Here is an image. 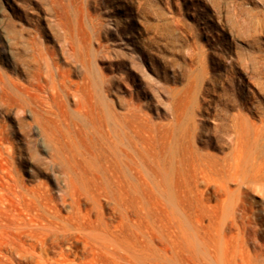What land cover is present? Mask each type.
Wrapping results in <instances>:
<instances>
[{"label":"rangeland","instance_id":"374dc122","mask_svg":"<svg viewBox=\"0 0 264 264\" xmlns=\"http://www.w3.org/2000/svg\"><path fill=\"white\" fill-rule=\"evenodd\" d=\"M262 170L264 0H0L1 264H264Z\"/></svg>","mask_w":264,"mask_h":264},{"label":"bare ground","instance_id":"6f19581e","mask_svg":"<svg viewBox=\"0 0 264 264\" xmlns=\"http://www.w3.org/2000/svg\"><path fill=\"white\" fill-rule=\"evenodd\" d=\"M46 66H47V67H46V69H47V68H48V63H47ZM49 68H50V67H49ZM51 70H52V69H51ZM48 71H49V70H48ZM48 74H49V73H48ZM50 75H51V73H50ZM52 79H53V76L51 75V80H52ZM52 81H53V80H52ZM50 84H51V83H50ZM54 84H55V83H54ZM51 86H52V85H51ZM52 90H56V89H55V85L52 86ZM52 90H51V91H52ZM53 92H55V91H53ZM55 94H56V93H55ZM54 96H56V95H54ZM80 107H81V106H80ZM80 107H79V108H80ZM79 110H80V109H79ZM80 111H81V110H80ZM240 152H241V151H240ZM242 153H244V152H242ZM236 154H237V153H236ZM236 154H233V155L236 156ZM244 154H245V153H244ZM241 155H242V154H241ZM245 155H246V154H245ZM242 156H243V155H242ZM248 156H250V155H248ZM252 156H253V154H252ZM232 157H234V156H232ZM253 157H254V156H253ZM242 158H243V157H242ZM251 158H252V157H251ZM251 158H250V159H251ZM233 159H235V162H234V163H235V167H234L235 172H234L233 175H235V178H236L237 175H239V170H238V168H239V164H240V159H241V157H240V156H236V157L233 158ZM253 160H254V159H253ZM241 161H242V160H241ZM230 163H231V162H230ZM228 165H229V164H228ZM231 165H232V164H231ZM233 165H234V164H233ZM243 165H244V164H242V166H243ZM242 166H240V168H242ZM244 167H245V166H244ZM224 168H225V167H224ZM230 168H231V167H230ZM246 168H247V167H245V170H246ZM255 168H256V167H255ZM262 168H263V167H262ZM231 169H232V168H231ZM234 169H232V170H234ZM249 169H251V168L249 167ZM249 169H248V170H249ZM252 169H253V168H252ZM259 169H261V168H258V170H259ZM226 170H227V168H225L224 171H226ZM254 170H255V169H253V171H254ZM227 171H228V170H227ZM229 171H230V170H229ZM251 171H252V170H251ZM262 171H264V170H262ZM230 172H231V171H230ZM240 172H243L241 175H243V174H247V173H244V171H240ZM245 172H246V171H245ZM257 172H258V171H257ZM200 173H201V172H200ZM237 173H238V174H237ZM255 173H256V172H255ZM228 174H230V173L228 172ZM248 174H249V172H248ZM258 174H259L258 177L263 176V175H261L260 173H258ZM245 176L247 177L248 175H245ZM253 176H254V175H253ZM253 176L251 175L250 177L252 178ZM230 177H232V176L230 175ZM241 177H242V176H241ZM235 178H233V179L235 180ZM253 178H255V177H253ZM246 179H247V178H246ZM247 180H248V179H247ZM239 181H241V180H239ZM241 182H242V181H241ZM246 182H247V181H246ZM253 183L255 184L256 182L254 181ZM242 184H244V183H242ZM247 184H248V183H247ZM247 184H246V185H247ZM259 184H260V183H259ZM252 185H253V184H252ZM252 185H250V187H251ZM263 185H264V184H263ZM220 186H221V185H220ZM248 186H249V185H248ZM258 186H259V185H258ZM261 187H262V185H261ZM220 188H222V187H220ZM234 202H235V200H234ZM238 202H239V201H238ZM233 204H234V203H233ZM240 206H242V205H240ZM233 207H234V206H233ZM243 207H244V206H243ZM225 209H226V208H225ZM229 209H230V208H229ZM234 209H236V208L234 207ZM241 209H242V208H241ZM242 210H243V209H242ZM228 211H229V210H228ZM235 211H236V212H239V213L241 212V211H240V208H238V209L235 210ZM242 213H243V212H242ZM244 213H246V212H244ZM0 216H1V214H0ZM233 216H234V215H233ZM236 216H237V215H236ZM239 217H240V215L238 216V218H239ZM247 217H249V216H247ZM6 218H7V217H5V219H6ZM232 218H233V217H232ZM236 218H237V217H236ZM243 218H244V216H243ZM5 219H4V220H5ZM0 220H2L1 217H0ZM7 220H8V218H7ZM237 220H238V219H237ZM241 220H242V219H241ZM243 220H244V219H243ZM243 220H242V222H243L242 225H244V226H243V227L245 228L244 231L246 230L248 234H249V232L254 231V229L250 231V228L252 227V226H251L252 223H250V221H249L248 219H247V220L245 219L247 222H246V221L244 222ZM253 220H254V219H253ZM234 221H235V220H234ZM234 221H231L230 223H232V222H234ZM239 221H240V220H239ZM1 222H2V221H1ZM1 222H0V225L2 224ZM3 222H4V221H3ZM8 222H9V221H8ZM8 222H7V223H8ZM235 222H236V221H235ZM11 223H12V226H11V227L14 228V227H15L14 225H16V224L13 225V222H11ZM245 223H246V224H245ZM3 224H5V223H3ZM3 224H2V226H4ZM214 224H215V223H214ZM238 224H239V223H238ZM7 225H8V224H7ZM7 225H6V226H7ZM9 225H11V224H9ZM9 225H8V226H9ZM25 225H26V224H25ZM27 225H28V224H27ZM29 225H30V224H29ZM29 225H28V226H29ZM212 225H213V224H212ZM225 225H226V224H225ZM227 225H228V224H227ZM231 225H232V224H231ZM233 225H234V223H233ZM254 225H255V224H254ZM28 226H27V227H28ZM228 226H229V225H228ZM239 226H240V225H239ZM4 227H5V226H4ZM243 227H242V228H243ZM18 228H19V227L17 226V229H18ZM28 228H29V227H28ZM28 228H27V229H28ZM233 228H234V227H233ZM255 228H256V227H255ZM2 229H3V228H2ZM27 229H24V230H27ZM4 230H5V229H4ZM19 230H20V229H19ZM21 230H22V232H24L23 228H22ZM21 230H20V231H21ZM33 230H36V229H33ZM38 230H39V229H38ZM5 231H8V229L6 228ZM9 231H12V230H10V228H9ZM13 231H14V230H13ZM27 231H28V230H27ZM42 231H43V230H42ZM15 232H16V231H15ZM25 232H26V231H25ZM36 232H37V231H36ZM44 232H45V231H44ZM228 232H229V231H228ZM239 232H240V230H239ZM11 233H12V232H11ZM26 233H27V232H26ZM29 233L34 234V235H32V236H35V233H34V232L31 231V232H29ZM240 233H242V232H240ZM252 233H253V232H252ZM252 233H251V234H252ZM2 234H5V232H4V233H1V235H2ZM6 234H7V233H6ZM6 234H5V235H6ZM8 234H9V233H8ZM21 234H23V233H21ZM31 234H30V235H31ZM40 234H43V233H40ZM40 234H39V235H40ZM242 234L245 235V232H243ZM248 234H247V235H248ZM10 235H12V234H10ZM36 235H37V233H36ZM39 235H38V236H39ZM44 235H45V234H44ZM46 235H47V234H46ZM253 235H254V234H253ZM6 236H9V235H6ZM20 236H22V235H20ZM32 236H31V237H32ZM38 236H37V237H38ZM40 236H41V235H40ZM2 237L4 238V236H2ZM2 237H1V238H2ZM13 237H14L13 235H12L11 237H9V238L6 237V240H7V238H8L9 241L11 240V242H12V240L15 239V237H14V238H13ZM29 237H30V236H29ZM247 237H248V236H247ZM249 237H250V236H249ZM252 237H253V236H251V238H252ZM21 238H22V237H21ZM21 238H20V239H21ZM26 238H28V237H26ZM39 238H40V237H38V239H39ZM41 238H43V236H41ZM41 238H40V239H41ZM44 238H45V236H44ZM251 238H250V239H251ZM17 239H19V237H17ZM17 239H16V240H17ZM20 239H19V240H20ZM28 239H29V238H28ZM233 239H234V238H233ZM247 239H248V238H247ZM250 239H249V240H250ZM3 240H4V239H3ZM6 240H5V241H6ZM19 240H17L18 243H19ZM227 240H228V239H227ZM249 240H248V241H249ZM9 241H8V242H9ZM6 242H7V241H6ZM11 242H10V244H9V243H8V244H9V245L12 244V245H11V248H12V250H13V249H14V244H13V242H12V243H11ZM14 242H15V241H14ZM17 242H15V244H16ZM21 242H22V241H21ZM28 242H29V241H28ZM203 242H204V241H203ZM0 243H1V242H0ZM3 243H5V242H3ZM3 243H2V244H3ZM23 243L25 244L26 242H23ZM23 243H22V244H23ZM240 243H241V242H240ZM5 244H6V245L3 244L4 248H6V247L8 246L7 243H5ZM204 244H205V243H204ZM230 244H231V243H230ZM237 244H238V243H237ZM205 245H206V244H205ZM224 245H225V244H224ZM234 245H236V244H234ZM238 245H239V244H238ZM262 245H263V244H262ZM5 246H6V247H5ZM19 246H20V245H19ZM25 246H26V244H25ZM216 246H217V245H216ZM232 246H233V245H232ZM8 247H9V246H8ZM16 247H17V246H16ZM29 247H31V245H30ZM233 247H234V246H233ZM237 247H238V246H237ZM243 247H244V246H243ZM258 247H259V246H258ZM2 248H3V247H2ZM21 248H22V247H21ZM209 248H210V247H209ZM212 248H213V247H212ZM212 248H210V249H212ZM222 248H223V247H222ZM224 248H225V247H224ZM224 248H223V249H224ZM235 248H236V246L233 248V252H234V249H235ZM8 249H10V247H9ZM8 249H7V250H8ZM17 249H18V248H17ZM19 249H20V248H19ZM210 249H209V250H210ZM213 249H214V248H213ZM237 249H238V248H237ZM262 249L264 250V246H262ZM12 250H11V251L9 250V251L12 252ZM15 250H16V249H15ZM22 250H23V248H22ZM215 250H216V249H215ZM215 250H214V251H215ZM210 251H211V250H210ZM226 251H227V250H225V251H221V252H226ZM16 252H18V251H16ZM231 252H232V251H231ZM244 252H246V251H244ZM0 253H1V251H0ZM18 253H19V252H18ZM210 253H211V252H210ZM213 253H215V252H213ZM245 254H246V253H245ZM260 254H262V253L260 252ZM263 254H264V253H263ZM217 255H218V254H217ZM226 255H229V254H226ZM230 255H231V254H230ZM2 256H3V255H2ZM223 256H224V255H223ZM223 256H222V257H223ZM240 256H241V254H240ZM243 256H244V255H243ZM243 256L241 257V261H242V263H243V264H250V263L248 262V260H246L245 257H243ZM258 256H259V255H258ZM4 257H5V256H4ZM225 257H226V256H225ZM261 257H262V256H261ZM214 259H216V257L213 258V260H214ZM225 259H228V257H226ZM238 259H239V258H238ZM0 260H1V259H0ZM208 261H209V260H208ZM227 261H228V260H227ZM249 261H251V260H249ZM233 262H234V259H233ZM251 262H253V261H251ZM5 263H6V262H5ZM216 263H217V262H216ZM0 264H1V263H0ZM3 264H4V263H3ZM199 264H201V263H199ZM203 264H204V263H203ZM217 264H218V263H217ZM220 264H221V263H220ZM224 264H225V262H224ZM227 264H229V263L227 262ZM251 264H252V263H251ZM253 264H255V262H253Z\"/></svg>","mask_w":264,"mask_h":264}]
</instances>
